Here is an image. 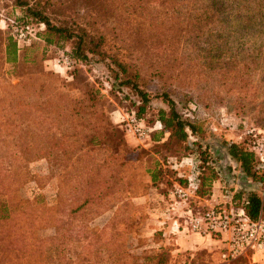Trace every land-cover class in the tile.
<instances>
[{
	"label": "trees",
	"instance_id": "16d2710c",
	"mask_svg": "<svg viewBox=\"0 0 264 264\" xmlns=\"http://www.w3.org/2000/svg\"><path fill=\"white\" fill-rule=\"evenodd\" d=\"M47 1L51 6L58 4L61 9L69 3L74 7L76 4L81 6L68 11L67 16L70 15L72 20L65 17L59 24H53L45 12L36 7V1L33 6H29V0H16V3L26 6L32 16L45 24L46 41L50 42L49 34L54 33L60 38L73 39L72 52L82 61L89 54L108 59L106 65L113 77L135 90L140 97L142 103L137 108L138 114L144 112L150 100V94L139 83L143 71L150 73L149 68L160 78L164 75L177 78L174 44L186 35L194 36L191 26L199 19L213 15L214 7L220 3V0ZM259 1L264 4L263 0ZM258 3L255 2L254 11L261 9ZM180 7L184 8L182 12ZM77 17L82 21L78 22ZM4 49L6 61L16 62L18 49L9 36ZM152 59L162 61L153 68L156 63ZM146 62L145 67L142 64ZM69 72L75 74V70ZM8 86L6 93L0 94V264H49L57 256L58 264H66L61 246L67 240L66 232L62 230L59 237L54 226L55 232L50 236L39 237L36 233L40 226L52 224L49 208L44 207L38 212L37 204L16 195L21 185L35 179L28 163L41 158L47 161L48 177L56 167L62 171L63 184L75 182L72 188L75 198L80 199L79 205L117 207L106 229L89 227L88 258L99 253L97 264H139L136 257L142 264H176L173 257L180 255L176 252L178 246L167 239L162 230L155 231L147 244L141 243L142 236L138 232L142 221L140 208L133 203V195L123 196L124 192L135 193L134 165L141 161L145 152L126 144L123 133L104 112L99 89L87 82L78 87L77 95H73L60 90L50 79L41 77H29L18 85ZM17 87L16 91L10 89ZM159 95L169 108L168 111L158 110V120L163 132H168V138L184 141L189 134H196L198 127L177 110L176 101L169 93ZM154 141L163 143L156 136ZM226 145L227 153L248 177L264 180L251 150L233 141ZM11 147L17 152L11 151ZM204 151L201 148L198 151L201 165H198L200 182L193 190L196 194L205 181L211 183L217 178L214 168L205 166L208 161ZM205 168L209 172L206 176L202 174ZM147 172L155 186L165 184L170 188L177 182L191 187L190 177L174 176L172 181L163 180V174L168 170L162 168L158 160ZM233 200L234 206H241L251 219L259 214L264 216V200L257 191L235 192ZM38 201L39 198L36 203ZM67 223L64 220L61 227Z\"/></svg>",
	"mask_w": 264,
	"mask_h": 264
},
{
	"label": "rangeland",
	"instance_id": "374dc122",
	"mask_svg": "<svg viewBox=\"0 0 264 264\" xmlns=\"http://www.w3.org/2000/svg\"><path fill=\"white\" fill-rule=\"evenodd\" d=\"M34 1L37 2L36 7L43 10L53 24H59L65 17L72 20L70 15L67 16L68 11L81 6L76 4L74 7L69 3L65 5V9H61L58 4L51 6L46 0H29V6H33ZM255 2H259L258 7L261 6L259 11L258 8L255 11L253 9ZM214 8L216 11L212 12L213 15H207V19H199L191 26L194 36L186 35L174 44L177 78H169L168 75L160 78L153 71L151 73L149 68L150 73L143 71L144 75L139 83L150 94V100L144 112L138 114L137 108L142 103L140 97L135 90L113 77L106 65L108 59L92 54L85 61L76 58L72 52L73 39L60 38L51 33V41H46L48 32L45 24L32 16L26 6L17 5L16 0H0V19L4 18L6 24L4 28H0V94L3 91L6 93L9 84L18 85L29 77L50 79L60 90L73 95L79 93V86L88 82L99 89L104 112L123 133L126 144L145 152L141 161L134 165L132 182L135 193L124 192L123 196L127 198L133 195V203L140 208L142 221L138 232L142 236V244L149 242L147 223L152 207L150 203L154 202L152 198L157 196V191L169 192L171 196L181 199L171 193L173 187L152 184L147 169L154 166L155 160L168 170L163 174V180L172 181L174 176H180L184 179L190 177L192 181L193 173L198 187V165H201L198 151L201 148L205 150L203 155L208 161L205 166L213 167L216 174L220 172L229 175L230 179H226L225 186L230 191L234 188L231 185L232 179L242 178L237 169L241 170L244 179L251 181L253 189L237 188L232 193L233 203V194L238 191L246 194L255 190L264 200V180H252L248 177L239 163L227 153L226 145L233 141L255 154L257 139L264 132V4L259 0H220ZM178 9L181 12L184 10L182 7ZM77 20L81 22L82 18L77 17ZM13 25L27 31V37L20 41L19 47V32L13 30ZM7 36L16 43L18 49L17 60L13 64L5 59ZM121 52L124 53L125 50ZM161 61L152 59L156 63L153 68ZM142 65L146 67L148 62ZM70 70H75V74H71ZM10 89L16 91L19 87ZM161 92H168L176 101L177 110L198 127L196 134H189L184 141L168 138V132H163L158 120V110L169 109L159 95ZM139 126L144 128L145 135L138 133L136 128ZM154 136L163 143H156ZM159 145V151L156 152ZM10 149L17 152L15 147ZM225 155H229L230 161H225ZM216 165L219 168L215 169ZM28 169L35 179L18 188L17 198L28 199L37 204L38 212L44 207L49 208V214L53 217L50 226H40L36 230L37 235L50 236L54 234L56 226L59 232L57 236L60 237L62 230L67 234V240L61 245L62 258L66 264H97L100 261L99 253L90 258L86 256L89 255V227L104 229L117 207L107 209L93 204L79 205L80 199L75 198L76 193L72 188L75 182L63 184L60 177L62 171L56 167L52 169V176L48 177V165L44 158L30 161ZM257 169L264 176V168ZM202 174H209L208 169L205 168ZM75 176L77 174L73 177ZM212 182L205 181L197 194L208 197ZM197 194L192 192L188 197L186 201L189 206L194 210L207 208L204 200L193 196ZM37 198L39 201L36 203ZM64 220L69 223L62 228ZM105 235L108 236L109 233L105 231ZM176 252L180 254L173 257L176 264H264V255L254 263H250L246 257L227 260L213 246L212 249L202 247ZM104 255L103 253L101 256L104 258ZM57 258L58 256L53 257L49 264H58ZM135 260L142 264L140 258L136 257Z\"/></svg>",
	"mask_w": 264,
	"mask_h": 264
},
{
	"label": "built area",
	"instance_id": "2783aa9c",
	"mask_svg": "<svg viewBox=\"0 0 264 264\" xmlns=\"http://www.w3.org/2000/svg\"><path fill=\"white\" fill-rule=\"evenodd\" d=\"M6 26L5 19H0V28ZM13 30L18 31V47L20 41L27 37V31L23 27L13 25ZM132 120H135L132 118ZM140 135H145L144 128L137 127ZM257 167L264 168V132L257 139L255 147ZM190 188L183 187L176 183L171 190L173 195L187 200L193 190L197 188V182L192 179ZM192 190V192H191ZM185 225L190 232L201 235H226L227 260H235L239 257L248 258L250 263H254L261 255H264V216L259 214L255 219H251L241 206L225 208L222 206H208L203 210L187 208L185 212Z\"/></svg>",
	"mask_w": 264,
	"mask_h": 264
},
{
	"label": "crops",
	"instance_id": "0c3cea01",
	"mask_svg": "<svg viewBox=\"0 0 264 264\" xmlns=\"http://www.w3.org/2000/svg\"><path fill=\"white\" fill-rule=\"evenodd\" d=\"M225 161L229 160V155H225ZM222 160V158H221ZM193 162V161H192ZM191 162V163H192ZM230 163V162H229ZM239 165V164H238ZM222 167V166H221ZM235 167V166H234ZM219 168V166L215 167ZM224 168V167H222ZM235 171V170H233ZM220 172H217V174ZM237 173L242 176L239 180H233L232 184L233 189H227L225 186L226 179H230L227 173L220 174L216 179L212 182L211 193L207 195H193L196 198H200L207 203L208 206H222L225 208L233 207L234 204L232 202V193L237 189H253L250 180H246L243 178V173L241 170L237 169ZM192 177L194 181L197 182V179L193 173ZM230 185V184H229ZM230 185V186H231ZM264 192V188H262ZM264 194V193H263ZM156 197H150V199H154V202H151L150 208V217L148 218L147 227L149 229L148 237L152 238L153 233L157 230H162L163 235L167 239H171L178 246L177 250H198L202 247H209L212 249V246L215 247L218 252H221V255L225 257L226 253V243L225 238L226 235H201L198 233L190 232L185 225V212L186 209L192 208L189 206L186 200H181L176 197L171 196V194L157 191ZM139 199V198H138Z\"/></svg>",
	"mask_w": 264,
	"mask_h": 264
}]
</instances>
